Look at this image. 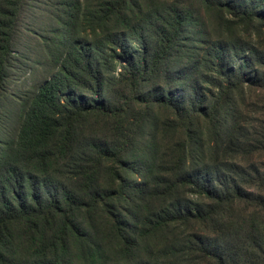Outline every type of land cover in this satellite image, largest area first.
<instances>
[{
	"label": "trees",
	"instance_id": "16d2710c",
	"mask_svg": "<svg viewBox=\"0 0 264 264\" xmlns=\"http://www.w3.org/2000/svg\"><path fill=\"white\" fill-rule=\"evenodd\" d=\"M0 113V264H264V0H0Z\"/></svg>",
	"mask_w": 264,
	"mask_h": 264
},
{
	"label": "rangeland",
	"instance_id": "374dc122",
	"mask_svg": "<svg viewBox=\"0 0 264 264\" xmlns=\"http://www.w3.org/2000/svg\"><path fill=\"white\" fill-rule=\"evenodd\" d=\"M33 10L28 13L21 33V45L17 54L20 67L15 69L16 76L10 90L15 97L24 96L48 71L44 66L45 59L40 46V34L46 28L43 23L47 24V13L39 4H35Z\"/></svg>",
	"mask_w": 264,
	"mask_h": 264
}]
</instances>
